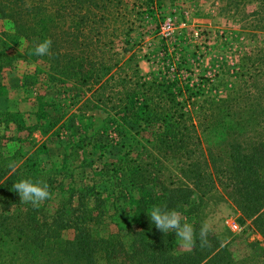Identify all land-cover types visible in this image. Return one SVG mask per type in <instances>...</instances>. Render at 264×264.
<instances>
[{
    "label": "trees",
    "instance_id": "16d2710c",
    "mask_svg": "<svg viewBox=\"0 0 264 264\" xmlns=\"http://www.w3.org/2000/svg\"><path fill=\"white\" fill-rule=\"evenodd\" d=\"M228 3L247 8L251 44L234 64V86L222 94L218 86L227 80L194 82L180 63L158 76L141 72L134 36L161 15L157 0H0V20L12 30L0 32V88L2 70L27 59L12 40L51 39L44 56L26 45L45 71L37 65L22 85L42 72L48 86L89 93L82 104L107 112L106 132L117 135L122 150L108 152L115 146L107 134L79 138L78 146L99 151L90 160L105 159L99 171L124 175L137 193L128 197L124 230L102 236L104 191L83 177L80 185L64 184L39 163L50 147L32 134H47L55 121L38 113L26 125L20 110L0 109V264H264V0ZM25 178L46 183L51 198L39 207L20 201L12 185ZM221 194L240 211V225L249 221L262 240L233 249L223 226L209 234V247L180 250L173 232L156 230L147 215L153 205L174 209L198 234L202 210Z\"/></svg>",
    "mask_w": 264,
    "mask_h": 264
},
{
    "label": "rangeland",
    "instance_id": "374dc122",
    "mask_svg": "<svg viewBox=\"0 0 264 264\" xmlns=\"http://www.w3.org/2000/svg\"><path fill=\"white\" fill-rule=\"evenodd\" d=\"M228 2L229 0H157V12L161 15L149 19L148 26L140 27L134 36L132 48L141 72L153 71L158 76L160 69L172 70V62L180 63L182 75L190 77L194 82L215 77L222 78L225 82L227 80V85L222 84L218 88L223 89V92L220 91L222 94L228 93V88L235 83L230 75L234 64L247 50L248 44H251L247 39V8L246 11L242 8L237 10L230 7ZM3 30L9 35L12 33L10 25L0 20V32ZM37 43L38 40H31L30 43L23 39L12 40V44L27 59L20 58L12 68L2 70L0 109L9 107L20 110L18 117L26 125L34 124L38 113H43L46 119L54 120L55 125L47 134L41 135L37 131L32 134L36 144L46 140L50 147L46 155L39 157L40 165L45 169L58 171L57 178L64 179V184L74 182L80 185L79 181L83 178L87 183H95L97 188L104 191L102 194L108 200L105 221L99 226V233L107 236L110 232L124 230L130 208L128 197L137 196L136 191L128 187L124 175H110L111 172H104L103 175L99 171L105 159L90 161L96 158L99 151L93 150L92 154L87 146H78L79 138H101L107 134L111 144L115 146L108 148V152L122 150L117 135L106 132L109 115L102 109L82 104L89 93L82 97L70 84L64 86L51 83L48 86L42 72L34 74V82L30 80L28 84L22 85L23 76L33 75L37 65L40 70L45 71L40 60L36 61L31 54L24 52L26 45ZM52 131L55 132L51 135ZM108 152L106 151L107 157L110 155ZM57 198L56 195L55 199ZM201 217L203 222L208 221L212 225L213 231H222V227L226 226L233 234V249L243 250L247 240H262L257 232L249 229V221L240 225V211L223 194L205 205ZM70 232L66 231L65 235H70ZM173 235L177 247L188 250L180 247L174 232Z\"/></svg>",
    "mask_w": 264,
    "mask_h": 264
},
{
    "label": "clouds",
    "instance_id": "9594fccd",
    "mask_svg": "<svg viewBox=\"0 0 264 264\" xmlns=\"http://www.w3.org/2000/svg\"><path fill=\"white\" fill-rule=\"evenodd\" d=\"M52 41L45 39L34 47V54L44 56L49 54ZM14 171V165H10ZM15 192L19 194L20 201L25 204H31L33 207H39L40 204L51 198V193L46 183L33 181L32 179H21L12 185ZM152 225L156 230L162 233L174 232L179 246L185 249L194 248L197 243L201 248L209 247V234L213 231L212 225L205 221L201 224L199 233L197 234L193 226L185 222L182 215L174 210L167 209L160 205H153L150 211L147 212Z\"/></svg>",
    "mask_w": 264,
    "mask_h": 264
}]
</instances>
